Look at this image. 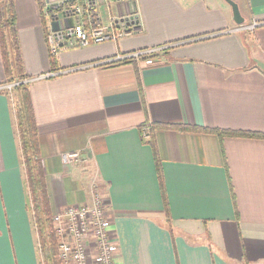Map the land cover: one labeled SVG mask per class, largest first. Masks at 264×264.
Segmentation results:
<instances>
[{
    "label": "crops",
    "instance_id": "0c3cea01",
    "mask_svg": "<svg viewBox=\"0 0 264 264\" xmlns=\"http://www.w3.org/2000/svg\"><path fill=\"white\" fill-rule=\"evenodd\" d=\"M234 1L241 25L226 0H135L130 34L54 56L38 0H14L21 70L7 74L0 43V264H41L18 94L3 88L20 75L51 213L98 194L116 264H264V139L199 130L264 133V0ZM131 10L97 8L104 23ZM146 49L161 50L100 64ZM72 151L81 161L64 163Z\"/></svg>",
    "mask_w": 264,
    "mask_h": 264
},
{
    "label": "built area",
    "instance_id": "2783aa9c",
    "mask_svg": "<svg viewBox=\"0 0 264 264\" xmlns=\"http://www.w3.org/2000/svg\"><path fill=\"white\" fill-rule=\"evenodd\" d=\"M110 1L127 3L132 10L123 16H111L109 21L104 23L97 11L101 0H42V14L45 18L50 53L56 56L65 50L116 42L130 34L138 23L136 10L132 6L135 0ZM53 23H56L58 28H53ZM253 27L254 25L241 26V29ZM158 50L161 49L119 54L100 64L148 56ZM46 76L50 74L40 77ZM21 82L27 81L8 83L3 88L10 92ZM62 160L64 163L79 162L80 153H64ZM52 223L61 264H116L118 245L109 234L103 200L98 194H93L90 204H72L53 213Z\"/></svg>",
    "mask_w": 264,
    "mask_h": 264
},
{
    "label": "trees",
    "instance_id": "16d2710c",
    "mask_svg": "<svg viewBox=\"0 0 264 264\" xmlns=\"http://www.w3.org/2000/svg\"><path fill=\"white\" fill-rule=\"evenodd\" d=\"M39 8H42V1L38 0ZM0 43L3 53L4 66L7 74L11 66L22 68V61L19 57L18 39L15 26L14 0H0ZM15 52L13 57L11 52ZM12 57V59H11ZM54 63V57L51 56ZM25 75L9 78L6 82L12 83L23 81ZM28 83L21 82L14 86L17 91L18 106L15 108L16 128L24 164L25 179L30 195L31 213L39 241V256L41 264H61L58 258L57 238L52 223L50 201L46 187L43 163L39 154V140L37 125L31 101ZM168 124H156V128H169ZM184 129H195V127L183 126ZM199 130L216 134L222 144L225 136L263 138L264 133L230 131L214 128H200Z\"/></svg>",
    "mask_w": 264,
    "mask_h": 264
},
{
    "label": "water",
    "instance_id": "95a60500",
    "mask_svg": "<svg viewBox=\"0 0 264 264\" xmlns=\"http://www.w3.org/2000/svg\"><path fill=\"white\" fill-rule=\"evenodd\" d=\"M227 3L230 5L232 14H233V20L237 25H241L244 23V18L241 15L238 3L234 0H226ZM53 28H58L56 23H53Z\"/></svg>",
    "mask_w": 264,
    "mask_h": 264
},
{
    "label": "rangeland",
    "instance_id": "374dc122",
    "mask_svg": "<svg viewBox=\"0 0 264 264\" xmlns=\"http://www.w3.org/2000/svg\"><path fill=\"white\" fill-rule=\"evenodd\" d=\"M13 97H14V99H15V102H14V103H15V108H16V107L19 105V104H18V98H17L15 95H13Z\"/></svg>",
    "mask_w": 264,
    "mask_h": 264
}]
</instances>
